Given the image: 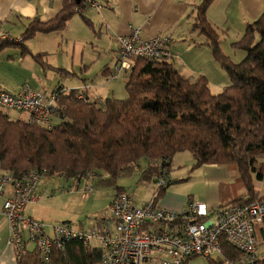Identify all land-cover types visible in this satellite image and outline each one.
<instances>
[{"label": "trees", "instance_id": "16d2710c", "mask_svg": "<svg viewBox=\"0 0 264 264\" xmlns=\"http://www.w3.org/2000/svg\"><path fill=\"white\" fill-rule=\"evenodd\" d=\"M210 2L204 0L197 7L193 28L204 37L214 62L229 79L220 93L210 92L205 76L194 80L183 77L172 60L151 62L137 58L126 71L127 96L123 100L90 98L78 91L57 88L53 92V121L58 122L51 129L23 119L11 120L0 107V169L12 176L36 170L44 177L75 182L92 174L97 178L92 184L95 187L113 186L118 178L141 169L140 163L144 162L139 182L149 184L170 169L176 154L187 151L194 161L192 170L203 165L236 167L249 197L220 208L264 198L254 196L251 186L253 177L264 180V11L231 44L232 49L244 54L235 63L222 52L218 34L206 20ZM78 6L71 0L70 7L54 21H33L20 39H0V53L15 48L45 68L42 55L30 53L26 41L37 32L65 28ZM175 182L169 181L166 188L159 190L155 202ZM116 191L123 192L120 188ZM222 251L226 260L241 256L226 243ZM16 256V264H99L101 252L74 239L66 242L61 251L53 247L47 263L34 248ZM251 264H264V260Z\"/></svg>", "mask_w": 264, "mask_h": 264}, {"label": "crops", "instance_id": "0c3cea01", "mask_svg": "<svg viewBox=\"0 0 264 264\" xmlns=\"http://www.w3.org/2000/svg\"><path fill=\"white\" fill-rule=\"evenodd\" d=\"M203 1L102 0L104 7L100 10H90L83 13L82 16L73 11L65 28L50 32H37L30 40L26 41L25 45L30 53L42 55L40 58L46 64L45 68L42 69L30 55H21L15 48L10 49L11 52L6 49L0 55L7 51L8 53L13 52L16 54L17 61L21 59L20 63H23L25 56H29L35 66L39 68L35 67L34 70L36 72L39 70L43 74V79L39 80L35 86L36 89L33 90L40 91L45 96L51 95L61 87L67 91L74 90L86 94L90 98L113 97L118 99L115 97L116 92L113 87L100 91L103 86L98 89L100 93L95 92V89L102 83L95 85L94 81L99 72L106 80L107 85L110 84L109 81L125 80L122 82L125 90L127 72L118 73L116 71L120 61L118 38L126 37L131 27L138 29L143 39L168 36L170 38L169 50L176 56L172 63L178 60L176 65L173 63L177 71L185 78L194 80L198 76H205L209 80L210 74L205 67L210 64L213 58L211 59L210 49L204 43V37L193 28L196 9ZM74 2L77 4L76 0ZM70 5L71 0H0V39H20L31 22H52ZM263 11L264 0H211L206 8L205 16L218 34L220 47L223 43L222 39L226 42L225 44L228 43L231 47V44L242 37L246 25L254 22ZM31 42L36 44L35 50L30 49L28 43ZM66 46H70L71 50H64ZM225 49L226 47L222 52L228 55ZM232 50L235 54L236 50ZM69 53L71 61L74 58L77 60L75 69L68 68L59 62L61 55H69ZM100 60H103V67L101 71L96 70L97 73H95L93 67ZM49 71L53 77L51 82L47 83L48 77L45 76ZM67 79L73 80L74 83L67 84ZM22 87L32 89L26 83ZM21 88L19 87V90ZM57 122L54 121V123ZM142 170L143 168L140 169V172ZM2 173L5 171L0 169V174ZM194 180L202 184L203 191L201 193L189 192L188 195H179L171 189L166 190L160 207L180 212L188 203H203L211 211H214L221 206L249 197V192L242 187L239 181L234 165H203ZM251 183L254 196H264V180L260 181L253 177ZM9 191L10 189L7 188L5 194L0 195V212ZM108 207L96 219L105 217ZM8 233L7 220L0 214V264H16V250L8 242ZM255 234L258 249L257 259L263 261L264 226H257Z\"/></svg>", "mask_w": 264, "mask_h": 264}, {"label": "built area", "instance_id": "2783aa9c", "mask_svg": "<svg viewBox=\"0 0 264 264\" xmlns=\"http://www.w3.org/2000/svg\"><path fill=\"white\" fill-rule=\"evenodd\" d=\"M75 12L81 15L104 7L102 0H79ZM120 61L116 71H128L133 61L143 58L154 62L176 58L169 50L170 38L156 36L143 39L138 29L131 28L126 37L118 38ZM81 98V97H79ZM56 95L45 96L39 91L22 87L16 93L0 89V107L25 114L28 123L45 129L53 126ZM43 173L30 170L12 176L0 174V195L10 189L0 214L8 223V242L16 253L34 248L47 263L53 247L63 250L66 242L78 239L88 249H99V264H187L191 258L203 257L226 264H251L257 260L256 227L264 226V198L256 202L211 211L203 203H188L180 212L158 206L155 198L166 188V172L154 184L152 199L142 204L132 194L117 192L112 197L105 217L89 225L63 222L52 226L50 235L45 225L26 214L27 207L39 200L38 189ZM96 178L89 174L84 197L92 190ZM79 182L70 184L62 193L78 189ZM239 251L236 260H226L222 244ZM215 258V259H214Z\"/></svg>", "mask_w": 264, "mask_h": 264}, {"label": "rangeland", "instance_id": "374dc122", "mask_svg": "<svg viewBox=\"0 0 264 264\" xmlns=\"http://www.w3.org/2000/svg\"><path fill=\"white\" fill-rule=\"evenodd\" d=\"M222 42V51L223 48L226 47L225 52H227L228 55L224 52L223 53L231 58L235 63L240 62L242 60L243 53L236 50V53L234 54L230 44H225L226 42H224V39H222ZM33 43L34 42L28 44L30 49L35 50L37 47L36 44ZM66 49L71 50L70 46L64 47V50ZM15 50L20 53L18 49ZM9 52H11L10 49ZM7 53L8 51L0 55V88L5 89L9 93H16L19 91V87L21 88L22 85L26 83L32 89H36L35 86L38 84L39 80L43 79V74L39 70H37V72L34 70L36 66L31 58L29 56H25L26 58H23V63H20L21 59L17 61L18 59L16 58V54H13V52ZM59 59L61 60H59V62L68 68L75 69L77 66L76 58L71 61L70 53L69 55H61ZM102 61L103 60H100L99 63L93 67L95 73H97L96 70L101 71L104 64ZM177 61L173 63L176 65ZM36 68L39 69L38 67ZM205 68L210 74L208 80L210 92L214 95L220 93L229 83L227 75L213 59L210 64L206 65ZM50 73L51 72L49 71L45 76L46 78L48 77L47 83L51 82V78L53 77ZM97 74L98 76L94 83L95 85L102 83V85L97 87L95 92L100 93L102 90H107L110 89V87H113V90L116 92V98H126V92L122 83L125 80L119 79L116 81H109L110 84L107 85L104 77H102L99 72ZM66 83L71 84L74 83V81L67 79ZM100 87L103 88L99 91L98 89ZM6 114L11 120H24L25 118V114L17 111H6ZM52 123H54V121ZM140 164L141 168H144L145 163L142 162ZM193 165L194 161L190 153L187 151L176 154L172 159L170 169L166 171L168 179L176 182L168 186L167 191L171 189L179 195H188L189 192L194 194L201 193V191H203L202 184L194 180L201 167L192 170ZM139 175L140 169H137L130 175L118 178L113 186L106 184H98L95 187L93 186L87 197H84L86 179L80 180L77 190H73L69 193H62L61 191L64 188H67L70 184H75V181L72 179L66 180L62 177H44L41 180V185L38 189V193L40 195L39 200L35 204H31L27 207L26 214L30 215L34 220L44 224L46 234L48 235L51 233L52 226L63 222H69L73 225L87 226L93 222L98 215L105 212L111 198L115 195L114 193H117L116 188H120L123 191L132 194L134 201L137 204L150 201L154 192V184L140 183ZM101 178L103 179L105 177L103 176ZM95 180H97V178H94L93 183H95ZM163 199L164 196L160 198L158 203L159 207ZM32 247L33 246H31V248ZM188 264L213 263L203 257H194L189 260ZM220 264L226 263L221 262Z\"/></svg>", "mask_w": 264, "mask_h": 264}, {"label": "water", "instance_id": "95a60500", "mask_svg": "<svg viewBox=\"0 0 264 264\" xmlns=\"http://www.w3.org/2000/svg\"><path fill=\"white\" fill-rule=\"evenodd\" d=\"M77 4L79 3V0H76Z\"/></svg>", "mask_w": 264, "mask_h": 264}]
</instances>
